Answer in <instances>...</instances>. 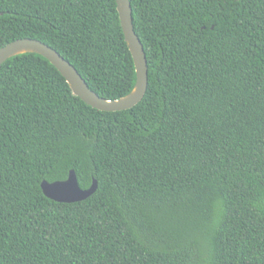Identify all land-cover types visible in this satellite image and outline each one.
Instances as JSON below:
<instances>
[{"label":"trees","instance_id":"trees-1","mask_svg":"<svg viewBox=\"0 0 264 264\" xmlns=\"http://www.w3.org/2000/svg\"><path fill=\"white\" fill-rule=\"evenodd\" d=\"M143 100L75 96L44 57L0 69V264H264V0H130ZM39 40L107 100L136 83L116 0H0V48ZM74 170L75 203L43 181Z\"/></svg>","mask_w":264,"mask_h":264},{"label":"water","instance_id":"water-1","mask_svg":"<svg viewBox=\"0 0 264 264\" xmlns=\"http://www.w3.org/2000/svg\"><path fill=\"white\" fill-rule=\"evenodd\" d=\"M122 30L127 45L131 51L136 68V83L133 90L126 96L117 100H107L92 91L77 69L62 57L56 50L47 44L32 38H23L13 41L0 48V69L9 59L23 54H37L53 64L68 82L73 94L87 105L104 112H117L129 110L138 105L144 98L149 83V68L143 44L136 34L132 18L130 0H116ZM46 197L61 203H75L89 198L97 189L94 180L89 189L83 190L79 186L74 170L64 181L41 183Z\"/></svg>","mask_w":264,"mask_h":264}]
</instances>
